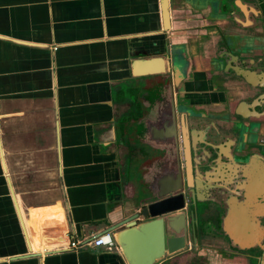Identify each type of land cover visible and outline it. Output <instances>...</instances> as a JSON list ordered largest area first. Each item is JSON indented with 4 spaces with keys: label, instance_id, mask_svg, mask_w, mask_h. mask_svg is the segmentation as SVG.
Returning a JSON list of instances; mask_svg holds the SVG:
<instances>
[{
    "label": "crops",
    "instance_id": "obj_1",
    "mask_svg": "<svg viewBox=\"0 0 264 264\" xmlns=\"http://www.w3.org/2000/svg\"><path fill=\"white\" fill-rule=\"evenodd\" d=\"M163 1L0 0V264H125L116 246L69 244L105 233L150 196L143 142L166 129L141 120L134 60L170 58L178 135L180 114L200 123V139L224 140L195 141L196 172L227 165L233 132L217 126L240 105L256 116L264 94L259 11L252 0H167L166 23ZM251 121L264 134V117ZM247 164L253 198L264 169Z\"/></svg>",
    "mask_w": 264,
    "mask_h": 264
},
{
    "label": "water",
    "instance_id": "obj_2",
    "mask_svg": "<svg viewBox=\"0 0 264 264\" xmlns=\"http://www.w3.org/2000/svg\"><path fill=\"white\" fill-rule=\"evenodd\" d=\"M168 2L163 1V16L168 19ZM167 23V21H166ZM249 64L239 61L230 63V68L239 77L249 75ZM132 77L134 83L132 89L139 91L138 95H146L144 90L149 89L150 99L148 103H152L155 99H161L159 88L167 86L169 91L168 113L162 115V123L169 132V124L172 125V135L169 134L168 145L176 146L179 143L182 146V161L183 168L179 166L174 169H166L163 167L162 173L152 175L153 179L149 183V198L144 201L140 211L124 219L123 221L108 227L105 233H111L115 246L120 251L125 264H160L165 259L173 258L186 250L189 247L188 226L192 224V215L187 212L191 209L195 193L194 172L195 163L194 153L192 148L195 141H199L204 145V140L200 139V123L188 122L183 115H178L180 125L179 135L177 133L176 108L172 98V76L173 66L171 60L166 56H153L145 59L134 60L131 64ZM155 79V80H154ZM159 81H156V80ZM160 79L162 81L160 82ZM154 93V97L152 96ZM258 98H262V95ZM257 100V99H256ZM242 104V103H241ZM257 103L255 107H259ZM240 107L233 113L239 117V122H235L232 115L223 119L225 124L217 126V131L224 132L230 130L234 134H240V141L246 144L248 137H251L255 129V122L251 120H259L264 117V111L256 116L246 115L240 112ZM183 108V106H179ZM254 110V106L249 108ZM239 111V112H238ZM256 110H254L255 112ZM181 113V112H178ZM256 113V112H255ZM144 117L141 118L143 120ZM140 120H138L137 125ZM198 139V140H196ZM247 145V144H246ZM213 150V146L207 145ZM175 147L174 160L178 163V151ZM170 151V149H168ZM144 158L151 160L155 155L150 153L142 154ZM140 156V157H142ZM131 165V164H130ZM162 168V167H161ZM153 181V182H152ZM193 205V203H192ZM229 225L230 223H226ZM228 232V231H227ZM232 234V239L235 241L245 242L244 236ZM248 238V237H246ZM264 264V257L262 259Z\"/></svg>",
    "mask_w": 264,
    "mask_h": 264
},
{
    "label": "flooded vegetation",
    "instance_id": "obj_3",
    "mask_svg": "<svg viewBox=\"0 0 264 264\" xmlns=\"http://www.w3.org/2000/svg\"><path fill=\"white\" fill-rule=\"evenodd\" d=\"M251 2L259 11L260 18L258 20L260 23L258 24L262 28L260 37L264 39V0H252ZM148 93L146 92V96L149 95ZM159 100L157 98L153 102ZM253 102L260 104L259 107H256V111L261 115L264 111V94L262 98L255 99ZM230 115L233 116L235 122H239L238 116H234L233 113ZM256 128L257 132L247 138L246 147L240 141V134L229 135L225 144H231L228 150L232 154L226 158L227 165L219 170V174L214 167L199 173L195 169L193 175L196 185L195 193L191 209H187V212L193 217L192 224L190 223L188 226V240L189 247L191 245L192 249L198 253H206V262L203 264H262L264 257V180L262 179L259 184L258 195L253 198L249 197L245 194V187L248 184L242 172L249 166L247 162L253 160L258 162L261 169H264V134L260 133L259 125ZM172 133L170 122L169 132H165L158 139L159 142L166 145L170 138L167 136ZM203 140L209 144H215L218 141L223 143L224 141L222 137L218 138L216 135L211 138L203 137ZM198 143L203 145L201 142ZM156 144L145 146L143 154L155 155L159 151ZM175 147H177V151L181 149L179 144L170 145L172 153H174ZM250 149L254 150L248 155H242ZM147 159L151 161L150 158ZM231 159H233V163L230 162ZM183 164L184 161H180L179 157L178 163L173 160L175 168L179 166L182 169ZM228 222L230 224L226 226ZM231 233L244 236L245 242L235 241L231 238Z\"/></svg>",
    "mask_w": 264,
    "mask_h": 264
},
{
    "label": "rangeland",
    "instance_id": "obj_4",
    "mask_svg": "<svg viewBox=\"0 0 264 264\" xmlns=\"http://www.w3.org/2000/svg\"><path fill=\"white\" fill-rule=\"evenodd\" d=\"M156 81L159 80L157 79ZM161 81L162 79H160V82ZM147 92H149V90ZM136 94L137 93H135L131 98H133L134 100L135 98H137L141 103V105L143 106L145 112H147V115L143 118V122L148 127V131L151 128V126L155 128L162 127V115L168 113V105H169V99H168L169 91L167 86L159 88V94L161 96V99L153 103H148V101L143 100L142 99L143 95L141 96ZM150 134L151 133L148 132V137L150 136ZM143 143L142 144L144 146L152 145V142H150L149 139L145 140V142ZM156 145L159 151L156 152L152 160L150 159L151 161H149L147 164H144L143 170L145 172L147 171V174L151 172L152 175H159L162 173L161 167H164L166 169H174V165H173L174 155L171 151H168V149H170V145H168V143H166L165 145L161 142H157ZM152 179H150L148 175V178L145 179L144 184L149 185ZM199 253L196 250L192 249L190 245L188 250L175 256L171 260H167L165 264H203V262L204 263L206 262L205 261L206 253L205 252H199Z\"/></svg>",
    "mask_w": 264,
    "mask_h": 264
},
{
    "label": "built area",
    "instance_id": "obj_5",
    "mask_svg": "<svg viewBox=\"0 0 264 264\" xmlns=\"http://www.w3.org/2000/svg\"><path fill=\"white\" fill-rule=\"evenodd\" d=\"M83 246L103 247L106 250L110 251L113 247H115V243L111 233H103L98 236H93L91 237V239H88L86 241L71 242L69 244V247L72 249H76Z\"/></svg>",
    "mask_w": 264,
    "mask_h": 264
},
{
    "label": "bare ground",
    "instance_id": "obj_6",
    "mask_svg": "<svg viewBox=\"0 0 264 264\" xmlns=\"http://www.w3.org/2000/svg\"><path fill=\"white\" fill-rule=\"evenodd\" d=\"M165 19H167V18H165ZM166 22V21H165Z\"/></svg>",
    "mask_w": 264,
    "mask_h": 264
}]
</instances>
